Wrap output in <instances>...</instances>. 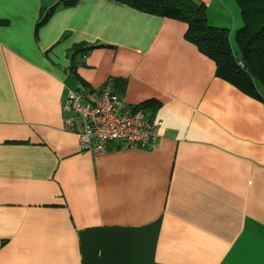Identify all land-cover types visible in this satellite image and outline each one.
<instances>
[{
	"label": "crops",
	"instance_id": "1",
	"mask_svg": "<svg viewBox=\"0 0 264 264\" xmlns=\"http://www.w3.org/2000/svg\"><path fill=\"white\" fill-rule=\"evenodd\" d=\"M57 1L0 0V264H264V102L181 20L79 0L38 27ZM197 1L232 40L237 2ZM81 44L106 47L74 58ZM112 80L157 102L154 149L95 155L66 126L70 90Z\"/></svg>",
	"mask_w": 264,
	"mask_h": 264
},
{
	"label": "trees",
	"instance_id": "2",
	"mask_svg": "<svg viewBox=\"0 0 264 264\" xmlns=\"http://www.w3.org/2000/svg\"><path fill=\"white\" fill-rule=\"evenodd\" d=\"M78 1L58 0L51 7L43 10L38 27L44 25L57 9L75 6ZM115 1L146 13L185 22L187 24L186 39L215 62L216 75L247 95L264 102V0H236L243 21L235 32L238 53L233 50L230 29L211 24L203 2L197 0ZM96 47H106V45L81 44L73 50L72 54L74 58L77 55L86 56ZM77 63H72L70 66L72 79L78 76L76 75L79 65ZM79 80L81 81L80 78ZM112 82L113 80L109 83L112 84ZM112 87L115 88V85ZM156 104L157 102L151 101L141 106L146 110L150 108L152 112L151 107Z\"/></svg>",
	"mask_w": 264,
	"mask_h": 264
},
{
	"label": "built area",
	"instance_id": "3",
	"mask_svg": "<svg viewBox=\"0 0 264 264\" xmlns=\"http://www.w3.org/2000/svg\"><path fill=\"white\" fill-rule=\"evenodd\" d=\"M70 113L66 126L79 135L83 150L95 155L112 144L124 148L152 150L163 122L150 117L141 106H131L107 82L96 89H72L65 105Z\"/></svg>",
	"mask_w": 264,
	"mask_h": 264
},
{
	"label": "rangeland",
	"instance_id": "4",
	"mask_svg": "<svg viewBox=\"0 0 264 264\" xmlns=\"http://www.w3.org/2000/svg\"><path fill=\"white\" fill-rule=\"evenodd\" d=\"M236 1V0H235ZM237 2V1H236ZM241 12V11H240ZM230 20H232V19H230ZM230 23V22H229ZM219 25H221V24H219ZM223 26H226V25H223ZM239 27V26H238ZM228 28V27H227ZM230 29V28H229ZM230 32H231V30H230ZM231 43H232V47H233V50L235 51V52H237V50H238V48H237V44H236V41H235V34H233V36H232V40H231ZM238 53V52H237Z\"/></svg>",
	"mask_w": 264,
	"mask_h": 264
}]
</instances>
